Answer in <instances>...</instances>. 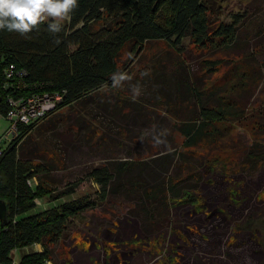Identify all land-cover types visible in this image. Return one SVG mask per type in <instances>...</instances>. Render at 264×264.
Here are the masks:
<instances>
[{
  "label": "trees",
  "instance_id": "trees-1",
  "mask_svg": "<svg viewBox=\"0 0 264 264\" xmlns=\"http://www.w3.org/2000/svg\"><path fill=\"white\" fill-rule=\"evenodd\" d=\"M211 3V0H78L70 18L60 22L58 33L49 31V24L56 22L52 19L42 21L27 35L0 30V114L10 109V97L62 93L64 102L48 118L66 106H72L77 114L79 107L85 114L76 122L82 123V118L88 116L94 125L93 131L79 137L84 141L79 144L81 147L77 146L78 160L88 165L86 177L76 179L55 197L73 194L85 178L99 188L96 199L82 196L32 213L37 206L36 198H55L51 186L58 181L51 175L54 163L45 162L38 150L40 142L32 135L34 128L22 129L0 158V200L7 203L8 219L0 233L2 259H10L16 249L40 244L42 250L25 254L21 264L52 261L55 246L74 219L102 206L115 208L116 204L130 206L123 216L138 222L141 239L159 237V233L171 227L176 203L196 202L189 194L200 183L204 166L214 164L224 171L238 173H251L264 166V144L259 138L243 145L240 157L229 163L225 162V155L217 154L231 148L229 143L223 145L225 133L220 127L244 115L241 105L229 96L233 87L220 88L208 83L221 65L220 59H205L200 77L208 78L201 84L180 77L183 65L174 62L171 71L163 60H158L151 67L132 72L129 88H119L126 85L125 81L114 86L113 78L121 73L126 75L128 70L124 69L127 64L123 70L118 66L127 44L131 43L137 52L149 41L164 40L178 51L179 58L186 38L200 52L234 46L240 16L236 15L231 23L214 24ZM10 64L17 71L7 77L5 69ZM21 70L24 73L18 75ZM174 71L179 75L173 74ZM144 81L153 85L145 97L144 90L138 87ZM102 88L107 89L103 100ZM161 109L169 121L173 119L165 133L171 131L172 144L152 146L142 154L119 156L115 148L124 145L128 136H134V131L130 133L132 125L153 130L155 125L167 122L160 119ZM189 111L194 114L188 115ZM101 113L105 122L95 123ZM110 131L115 135L107 134ZM175 134H179L181 141H177ZM141 136L142 143L148 136ZM102 149L104 153L98 157L97 152ZM54 150L62 161L61 169L66 168L68 158L73 159L68 155L69 143L66 148ZM90 155L99 162H88ZM33 178L36 182L31 186L28 180ZM109 213L113 215L112 211ZM119 216L114 214V218Z\"/></svg>",
  "mask_w": 264,
  "mask_h": 264
},
{
  "label": "rangeland",
  "instance_id": "rangeland-1",
  "mask_svg": "<svg viewBox=\"0 0 264 264\" xmlns=\"http://www.w3.org/2000/svg\"><path fill=\"white\" fill-rule=\"evenodd\" d=\"M211 2V19L214 24L231 23L236 15L240 16L238 41L234 46L219 51L200 52L190 38H186L179 58L178 51L164 40L149 41L143 46V50L137 52L131 47V43L127 44L121 52L118 66L123 70L127 64L124 69L128 68V79L124 80L126 85H119V88H129L128 81L132 80V72L140 67H151L158 60H163L168 68L173 67L174 62L179 66L183 65L180 77H187V81L190 78L194 83L201 84L208 78L203 75L200 77L206 65L205 59H220L221 65L208 83H215L220 88L233 87L229 96L244 109L242 118L226 121L220 127L225 133L223 145L229 143L231 148L217 154L225 155V162H228L240 157L239 150L242 152L246 143L259 138L260 143L264 144V0ZM173 74L179 75L175 71ZM138 84L144 90V97L148 88L153 86L148 81ZM105 91L106 88L100 91L102 100ZM135 99L139 100V96ZM78 110L79 113L76 114L72 106H66L34 128L32 133L40 142L38 150L44 155L45 162L54 163L51 175L58 181L51 186L54 197L76 179L86 177L88 165L78 160L80 152L77 146L83 145L84 140L81 141L79 137L93 131L91 126L94 123L88 116L82 118V123L81 120L76 122L80 115L82 117L85 114L83 109L78 107ZM158 113L160 119H167L163 124L167 125V129L163 125H155L153 130L132 125L130 133L134 131V136H128L124 145H117L115 148L119 156L142 154L152 146L172 144V136L169 135L171 131L168 135L165 133L173 119L169 121L163 109ZM192 114L194 112L189 111L188 115ZM103 118L104 114H99L95 123L104 121ZM55 124L56 128L53 127ZM9 126L10 122L0 114V137ZM107 134L115 135L113 131ZM141 135L148 136L142 143ZM175 138L181 141L179 134H175ZM67 142L71 147L68 155L73 159L68 158L67 167L61 169L62 161L54 149L66 148ZM103 153V149L98 151V157ZM90 158H87L88 162H99L92 155ZM195 163L200 164L196 160ZM201 171L200 183L189 194L196 202L176 203L173 208V223L169 229L159 233V237L145 236L146 239H141L138 222L123 216L129 212L130 206H102L74 219L67 234L55 246L53 260L41 264H264V166L256 171L251 170V173H238L227 172L219 166L208 164ZM35 182L36 179L33 178L32 183ZM98 189V185L85 178L71 195L55 197L53 200L36 198L37 206L32 213L82 196L96 199ZM114 214L120 216L114 218ZM38 245L40 244L16 249V260L21 264L25 254L42 250V246Z\"/></svg>",
  "mask_w": 264,
  "mask_h": 264
},
{
  "label": "clouds",
  "instance_id": "clouds-1",
  "mask_svg": "<svg viewBox=\"0 0 264 264\" xmlns=\"http://www.w3.org/2000/svg\"><path fill=\"white\" fill-rule=\"evenodd\" d=\"M76 7L78 0H0V30L27 35L39 23L51 18L56 22L49 24V31L58 33L61 30L60 21L69 19ZM126 79L125 74H118L113 78L114 86Z\"/></svg>",
  "mask_w": 264,
  "mask_h": 264
},
{
  "label": "built area",
  "instance_id": "built-area-1",
  "mask_svg": "<svg viewBox=\"0 0 264 264\" xmlns=\"http://www.w3.org/2000/svg\"><path fill=\"white\" fill-rule=\"evenodd\" d=\"M15 71L17 70L14 64L8 65L5 69L7 77L14 75ZM22 73H24L23 70L18 71V75ZM8 102L10 109L4 116L10 122V126L5 134L0 137V158L12 142L21 135L22 129L26 127L32 129L39 126L64 102V97L62 93L58 92L32 93L19 98L10 97ZM32 180H28L31 186L34 184ZM4 227L5 225H2L0 220V233ZM15 251L12 252L8 260L0 257V264H20L15 258Z\"/></svg>",
  "mask_w": 264,
  "mask_h": 264
},
{
  "label": "water",
  "instance_id": "water-1",
  "mask_svg": "<svg viewBox=\"0 0 264 264\" xmlns=\"http://www.w3.org/2000/svg\"><path fill=\"white\" fill-rule=\"evenodd\" d=\"M0 220H1L2 225H6L8 223L7 203L4 200H0Z\"/></svg>",
  "mask_w": 264,
  "mask_h": 264
},
{
  "label": "crops",
  "instance_id": "crops-1",
  "mask_svg": "<svg viewBox=\"0 0 264 264\" xmlns=\"http://www.w3.org/2000/svg\"><path fill=\"white\" fill-rule=\"evenodd\" d=\"M38 246H40V245H38ZM39 251L41 250V249H38Z\"/></svg>",
  "mask_w": 264,
  "mask_h": 264
}]
</instances>
